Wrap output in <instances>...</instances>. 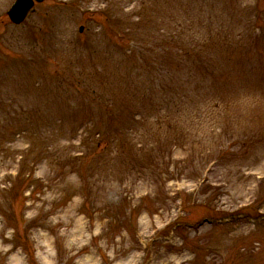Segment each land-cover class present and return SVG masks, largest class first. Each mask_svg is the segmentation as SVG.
Here are the masks:
<instances>
[{"label":"rangeland","instance_id":"obj_1","mask_svg":"<svg viewBox=\"0 0 264 264\" xmlns=\"http://www.w3.org/2000/svg\"><path fill=\"white\" fill-rule=\"evenodd\" d=\"M14 1L0 264H264V0Z\"/></svg>","mask_w":264,"mask_h":264},{"label":"water","instance_id":"obj_2","mask_svg":"<svg viewBox=\"0 0 264 264\" xmlns=\"http://www.w3.org/2000/svg\"><path fill=\"white\" fill-rule=\"evenodd\" d=\"M38 3H41L44 0H36ZM33 0H18V2L13 6L11 11L9 12L10 19L16 23H21L26 15L28 14L29 10L33 6Z\"/></svg>","mask_w":264,"mask_h":264}]
</instances>
